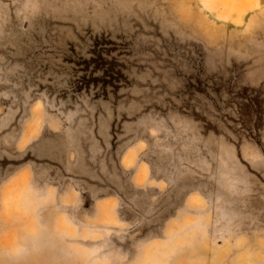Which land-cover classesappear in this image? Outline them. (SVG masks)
I'll use <instances>...</instances> for the list:
<instances>
[{
	"label": "rangeland",
	"instance_id": "374dc122",
	"mask_svg": "<svg viewBox=\"0 0 264 264\" xmlns=\"http://www.w3.org/2000/svg\"><path fill=\"white\" fill-rule=\"evenodd\" d=\"M0 264H264V0H0Z\"/></svg>",
	"mask_w": 264,
	"mask_h": 264
}]
</instances>
